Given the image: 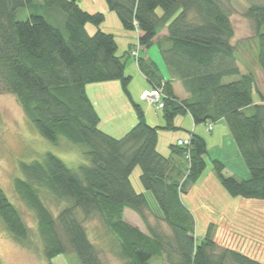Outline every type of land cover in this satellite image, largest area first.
<instances>
[{
	"label": "trees",
	"instance_id": "trees-1",
	"mask_svg": "<svg viewBox=\"0 0 264 264\" xmlns=\"http://www.w3.org/2000/svg\"><path fill=\"white\" fill-rule=\"evenodd\" d=\"M104 1L122 28L137 32V43H129L124 55L131 56L134 46L143 52L155 42L160 46L170 78H163L147 54L137 55L135 62L147 89H159L162 94V125L147 123L142 107L130 96L125 57L116 54L114 34L99 28L102 12H88L77 0H41L36 5L53 10V21L38 12L18 20L16 11L35 10L33 1L0 0V90L16 96L35 131L48 142L57 144L64 138L83 148L75 169L55 153L45 152L41 160L20 162L22 177L14 181L18 195L38 218L48 264L52 256L69 249L81 264H104L84 226V220L93 215H99L116 236L119 254L128 264H151L161 255L165 258L158 264H264L208 236L196 242L193 214L180 197L187 190H181L179 181L171 177L172 160L156 148L159 128L177 129L174 119L180 114L190 115L194 125L213 126L222 120L248 177H225L224 163L214 158L211 164L221 186L233 197L264 199V93L255 87L254 70L241 73L238 68L230 6L225 0ZM249 5L244 15L254 26L255 64L264 77V3ZM90 23L96 29L88 34ZM229 77L234 78L226 81ZM174 79L188 93L186 98L174 94ZM114 80L120 81L137 119L117 137L98 127L100 119L85 87ZM254 91L260 102L252 100ZM141 92L137 94L140 101ZM188 136L187 146L178 147L175 142L169 147L171 153L185 154L188 175L196 179L205 169L207 146L194 131ZM137 165L139 181L157 202L171 240L147 223L146 212L151 209L146 193L136 192L129 180ZM44 189L65 203L56 218L38 196ZM124 208L139 215L146 232L123 219ZM0 220L14 238L25 241L28 229L1 187Z\"/></svg>",
	"mask_w": 264,
	"mask_h": 264
},
{
	"label": "rangeland",
	"instance_id": "rangeland-1",
	"mask_svg": "<svg viewBox=\"0 0 264 264\" xmlns=\"http://www.w3.org/2000/svg\"><path fill=\"white\" fill-rule=\"evenodd\" d=\"M35 7L20 8L16 11L18 20H25L30 12H38L45 15L48 19L53 21V10L44 8L39 9L36 2L41 0H32ZM230 6L232 26L234 27V34L231 37L232 44L236 48V55L238 64L242 68L256 66L255 52L256 43L254 35V26L252 21L244 15L246 9L252 3H264V0H225ZM80 6L87 11L88 4L93 7L88 12H102L104 20L99 28L108 33H113L115 41L118 45L116 54L123 56L127 50L129 43H137V32L126 30L122 28L120 21L114 11H109L104 0H77ZM90 8V6L88 7ZM160 13V9H157ZM50 20V21H51ZM56 23V22H54ZM57 25V23H56ZM96 27L93 24H87L86 30L91 34ZM264 29V28H263ZM166 35L165 31H161ZM160 33V35H161ZM161 38V37H160ZM164 42V41H163ZM160 46L157 42L149 46L146 50L151 52L156 60L159 62V67L163 70L166 77H170L165 62H163L160 52ZM138 50L136 46L130 49L131 56L125 57V73L131 75L128 91L133 93L134 100L140 104L145 113L149 116L150 122L153 126H159L164 123L162 110L157 109L155 105L148 102L140 101L137 97L143 87H147L145 78L141 77L135 58L137 55H145L147 52ZM253 70V69H252ZM167 78V79H168ZM234 77L225 78L226 81L232 80ZM264 78L261 77L262 87L264 88ZM115 83V89L111 88L105 92L106 95L102 98L96 97L100 93V83ZM93 82L87 84V93L89 98L97 108L98 116L106 123L110 118L115 116V106L120 103V100L129 104L128 97L124 94L119 80ZM176 91L181 92L180 81H172ZM146 84V86H143ZM104 91V90H103ZM106 97V98H105ZM181 97V96H180ZM253 97L259 100L258 94L254 91ZM105 98V99H104ZM107 98L112 103H116L113 107L108 104ZM245 112L250 113V109ZM181 123V127L177 129H162L158 130V141L156 148L166 157L172 160L171 177L177 179L180 183L181 190H187L181 194V201L189 207V211H193L194 223V237L197 241L210 237L217 244L239 248L242 246L243 250L248 251L249 254L255 255L260 261H264V199L242 198L240 196H231L222 186L219 178L215 174V170L211 164L216 149L218 147L210 146L211 135L206 134L207 152L205 157V169L196 179L188 175V168L186 165L185 154L179 155L175 152L171 153V144L177 140L187 139L189 129L188 124H192L188 114H180L175 118V121ZM191 121V122H190ZM188 122L187 125L185 123ZM216 123V122H215ZM214 124V123H213ZM219 126V124H217ZM179 126V125H178ZM213 126L207 124V131H211ZM216 130V129H215ZM204 134V133H203ZM205 141V142H206ZM210 147V149H209ZM83 148L77 144H72L64 138L59 139L57 144L48 142L35 131L31 122H29L25 112L22 109L20 102L16 96L11 92L0 90V187L6 197L18 209L21 219H23L26 229H28L25 241H20L14 238L8 230L5 229L2 220H0V264H48L45 255V240L43 239L40 228L38 226V218L34 211L28 207L24 199H22L14 187V181L18 177H22L20 170V162H32V160H41L45 152L55 153L63 163H66L72 169L82 161ZM219 151V150H218ZM220 151L222 156L226 159L222 174L226 176H234L241 178V171L244 170L243 159L236 154H232L229 146H225ZM187 157V156H186ZM139 166H135L129 175V180L136 192H145L146 200L150 207V212L147 213V223L156 232L165 235L171 240V233L167 223L163 222L159 216V208L153 195L145 191L139 181L140 175ZM227 172L230 175H227ZM240 172V174H239ZM38 196L44 205L47 207L53 217L56 218L58 212L65 208V203L56 200L50 195L48 191L40 190ZM228 206L229 212L221 216L222 207ZM235 210V211H234ZM231 211V212H230ZM123 219L129 224L138 227L142 232H146V225L143 223L137 213L128 208H124L121 212ZM84 226L87 228V235L96 247L98 258L104 264H128L126 258L119 254V241L116 236L104 225L99 215H93L89 219L84 220ZM60 236L64 238L62 231L58 228ZM236 250V249H235ZM165 256H156L151 260V264H158L164 260ZM52 264H81L76 253L71 249L64 253H58L50 258Z\"/></svg>",
	"mask_w": 264,
	"mask_h": 264
},
{
	"label": "crops",
	"instance_id": "crops-1",
	"mask_svg": "<svg viewBox=\"0 0 264 264\" xmlns=\"http://www.w3.org/2000/svg\"><path fill=\"white\" fill-rule=\"evenodd\" d=\"M89 6H90V8H88L89 6H86L87 7V11H90L91 10V8L93 7L90 3L88 4ZM146 54H147V56H149L155 63H157L158 64V67H159V62L156 60V57L151 53V52H149V51H147L146 50ZM250 66H246L245 68H242L241 69V66L238 64V68L240 69V71H241V73L243 72V73H245V72H247L248 70H254L255 71V79H256V84H255V87L257 86L258 87V89L261 91V92H263L264 93V88L262 87V85L260 84V83H262L261 82V77L262 78H264L263 77V74H262V72H261V70L257 67V66H253L252 67V69H250L249 68ZM159 69H160V72L162 73V75H163V78L164 79H167L168 77H166L165 75H164V73H163V70H161V68L159 67ZM139 71V70H138ZM140 73V72H139ZM140 75H141V77L143 78L144 76L140 73ZM132 78V77H131ZM170 78V77H169ZM174 82L175 81H178V80H176V79H174L173 80ZM263 81V80H262ZM264 82V81H263ZM146 84H147V82H146ZM146 84H142L143 86H146ZM98 86L100 87L99 89H100V93H98L97 95H96V97H99V98H102L103 99V96L104 95H106L107 93L105 92V90L106 91H108V90H110L111 88H113V89H115V86H116V84L115 83H106V82H104L103 84L102 83H100V84H98ZM86 87V86H85ZM147 87H148V84H147ZM147 87H143L139 92H141L142 90H146L147 89ZM181 87H182V85H181ZM104 90V91H103ZM177 89L175 88V85H174V83H173V91H174V94H176L178 97H180V98H186L187 96H188V93H186L185 91H184V89L183 88H181V92H178V91H176ZM255 90V89H254ZM86 92H87V87H86ZM139 92H137V94L139 93ZM87 95H88V93H87ZM133 95V93L131 92V90H130V96H132ZM89 97V96H88ZM133 97V96H132ZM106 98V97H105ZM104 98V99H105ZM134 99V98H133ZM90 100H91V98H90ZM107 100H108V104H111V101L112 100H110V98L108 99L107 98ZM252 100L254 101V102H260V100H255V98L254 97H252ZM112 102H114V101H112ZM91 103H92V105H93V108H95V104H93V101L91 100ZM116 104V103H115ZM114 103H112L111 104V107H113L114 105H115ZM116 108L114 109L115 110V116L114 117H112V118H110L106 123L103 121V119H101L100 117H99V119H100V121H99V123H98V127L100 128V129H102L104 132H107V133H109V134H111L112 136H115V137H117V136H119V135H122L123 133H125V132H127V130L128 129H130V127H132L135 123H136V121H137V119H136V117H135V114H134V110H133V108L131 107V105H130V103L128 104V103H125L124 101H122V100H120V103L119 104H116V106H115ZM96 109V111H97V108H95ZM98 113V112H97ZM190 116V115H189ZM144 117L146 118V121H147V123H149V124H151L152 122H150V118H151V116H149L148 114H147V112L145 113V110H144ZM190 120L192 121V118H191V116H190ZM174 121H175V119H174ZM190 121V122H191ZM188 124V122H186L185 123V125H187ZM217 124H219V126L217 125ZM152 125V124H151ZM174 125L175 126H177V127H181L180 125H181V123L179 122V121H176V122H174ZM179 125V126H178ZM187 127H188V129H189V131H187L188 133L189 132H192V131H194L195 133H197V134H199V135H201V136H203V138H204V140H205V138H206V134L205 133H209V135H211L212 134V132H213V129H214V132H213V136H212V138H211V142H210V146L212 147V149H214L213 147H218L217 149H216V154L214 155V157H213V159L214 158H217V159H219V160H221L223 163H224V165H225V163L227 162L226 161V159L224 158V156H222V154H221V152L222 151H220L221 149H223L225 146H229V150L232 152V154H236V155H238V157H241V155L239 154V152H238V149H237V145H235V143H234V141H233V139H232V136H231V134H229V131H228V128H227V125L224 123V121H222V120H219V121H217L216 123H214L213 124V128H212V130L209 132V131H207V124H204V123H202V124H199V125H194L193 124V121H192V124L190 125V124H188L187 125ZM216 129V130H215ZM204 133V134H203ZM206 141V140H205ZM206 144H207V141L205 142ZM209 149H210V147H209ZM219 150V151H218ZM207 154H209L208 152H207ZM209 156H210V154H209ZM244 168V170H242L241 171V174H240V172H239V174H240V176H241V178H247L248 177V171H247V169H246V166L245 167H243ZM227 175H230V173H228L227 172ZM232 175V174H231ZM222 207V206H221ZM188 209H189V207H187ZM222 209V211H221V216H223V215H225V213H224V211H226V213L227 212H229V210H228V206L226 207V208H221ZM190 210V209H189ZM235 211V210H234ZM191 212H193V211H191ZM231 212V211H230ZM231 248H233V249H236L237 251H242V252H244V253H246L247 255H249V256H252V257H254V258H256V259H258L255 255H253V254H249V252L248 251H245V250H243V248H242V246H240L239 248H236V247H232V246H230ZM259 260V259H258Z\"/></svg>",
	"mask_w": 264,
	"mask_h": 264
},
{
	"label": "built area",
	"instance_id": "built-area-1",
	"mask_svg": "<svg viewBox=\"0 0 264 264\" xmlns=\"http://www.w3.org/2000/svg\"><path fill=\"white\" fill-rule=\"evenodd\" d=\"M139 97L142 101H145L146 103L148 102L151 105H155L158 108H162L163 105V101H162V94L160 92L159 89H147V90H143L140 94ZM210 129H212L210 127ZM190 143V140L187 139H180L176 141V145L178 147H184L187 146Z\"/></svg>",
	"mask_w": 264,
	"mask_h": 264
}]
</instances>
